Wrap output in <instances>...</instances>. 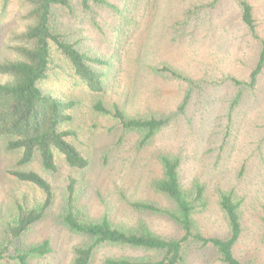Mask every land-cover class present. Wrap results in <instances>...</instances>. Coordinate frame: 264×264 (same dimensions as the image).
<instances>
[{"label": "rangeland", "instance_id": "374dc122", "mask_svg": "<svg viewBox=\"0 0 264 264\" xmlns=\"http://www.w3.org/2000/svg\"><path fill=\"white\" fill-rule=\"evenodd\" d=\"M108 1L115 11L99 10L93 21L82 25L87 45L113 57L108 101L118 103L130 115L176 109L186 86L156 77L152 67L163 63L203 82V89L194 93L183 115L142 149L137 148V134L111 131L107 119L95 121L97 150L88 173L91 186L86 197L92 215L98 218L108 212L117 222L131 224L136 217L128 200L164 204L150 190V182L161 176L158 157L182 152V185L189 188L199 181L206 187L207 207L196 216L202 231L208 236L227 235L218 190H235L243 199V233L235 256L245 264H264V70L253 89H244L230 113L239 91L232 79L247 82L260 51V42L242 23L236 0ZM248 1L255 10L258 35L264 39V0ZM23 27L20 0L7 4L0 0V60L14 59L10 40ZM69 76L59 72L51 86L61 96L81 101L77 111L81 127L84 121L91 123L92 99ZM121 135L123 140L117 142ZM17 159V154L1 148L0 210L8 205L12 192H20L8 174ZM147 219L159 235H181L176 224L165 217ZM28 238L51 245V252L33 264H69L72 249L80 241L53 219L37 225ZM122 253L102 248L94 264ZM187 264L223 263L213 248L193 246Z\"/></svg>", "mask_w": 264, "mask_h": 264}, {"label": "trees", "instance_id": "16d2710c", "mask_svg": "<svg viewBox=\"0 0 264 264\" xmlns=\"http://www.w3.org/2000/svg\"><path fill=\"white\" fill-rule=\"evenodd\" d=\"M4 1L7 4L10 0ZM20 2L24 27L10 40L15 57L0 60V150L17 154L8 174L20 187L0 210V264H33L49 254V241L33 243L28 238L37 225L49 219L80 238L69 264H94L105 247L123 253L107 257L103 264H187L193 246L213 248L223 264H245L235 256L243 233L242 197L235 190H218L228 233L223 237L206 235L196 220L207 207L206 187L199 181L189 188L182 185V152L159 155L161 176L150 182V190L164 204L128 200L136 217L133 223L117 222L108 212L96 218L86 203L91 186L88 173L97 150V122L107 119L111 131L137 134V148H145L185 113L194 93L203 89V82L194 81L171 63L153 66L156 77L186 86L184 98L169 112L130 115L118 103L107 100L113 57L89 47L82 26L93 21L99 10L115 11L114 4L108 0ZM236 2L242 23L260 42V51L249 80L232 79L239 91L230 113L244 89H253L264 70V39L257 32L254 7L248 0ZM59 72H67L68 78L91 97V123L84 121L80 127L77 111L81 101L61 96L51 86ZM123 138L121 135L117 142ZM151 216L169 219L181 235L155 233L147 219Z\"/></svg>", "mask_w": 264, "mask_h": 264}]
</instances>
